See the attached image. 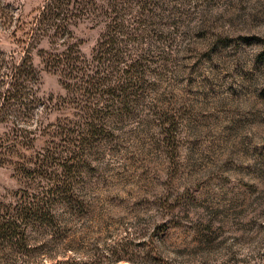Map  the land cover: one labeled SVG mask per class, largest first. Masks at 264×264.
<instances>
[{"label":"rangeland","instance_id":"374dc122","mask_svg":"<svg viewBox=\"0 0 264 264\" xmlns=\"http://www.w3.org/2000/svg\"><path fill=\"white\" fill-rule=\"evenodd\" d=\"M46 1L0 0V53L31 60L44 105L21 130L0 122V215L61 176L76 201L19 219L0 264H264V0H152L133 94L63 85L46 66L62 39L29 35ZM104 19L69 20L89 71Z\"/></svg>","mask_w":264,"mask_h":264},{"label":"trees","instance_id":"16d2710c","mask_svg":"<svg viewBox=\"0 0 264 264\" xmlns=\"http://www.w3.org/2000/svg\"><path fill=\"white\" fill-rule=\"evenodd\" d=\"M100 1V2H98ZM152 0H47L41 8L35 24L29 35H49L53 32L65 48L52 56L46 63L50 69L57 70L65 78L63 85L68 90L78 89L93 94H133L141 86L145 70L140 69L143 55L138 54L132 45L141 44V34L146 17L149 16L148 5ZM133 4H138L139 12L135 15L136 26L128 20L133 13ZM90 5V6H89ZM96 9L104 16L105 31L101 34L93 54L97 62L91 71L85 67V59L79 52V45L73 42L69 28L71 19L79 18L87 9ZM63 37H65L63 39ZM66 39V40H65ZM97 59V60H96ZM99 64V65H98ZM102 65L109 67L108 71L100 70ZM38 70L27 57L20 62L8 60L4 53H0V122L11 123L14 130H21L27 117L33 116L35 110L41 107L39 98L35 94ZM73 88V89H72ZM122 96V100H123ZM116 99V98H115ZM44 106V105H43ZM91 109L82 122L84 128L94 131L102 126V117ZM101 118V119H100ZM23 128V127H22ZM67 166V168H66ZM62 171H71L70 165L64 164ZM55 183L44 191V197L37 195L29 202L17 204L14 215L5 208L4 215H0V243L1 240L20 239L17 232L18 220H30L32 217L49 221L54 218L50 201L52 195L63 196V203L73 205L76 200L73 192L67 188L66 176L54 179Z\"/></svg>","mask_w":264,"mask_h":264}]
</instances>
